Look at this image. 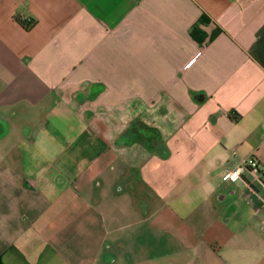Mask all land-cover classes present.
Masks as SVG:
<instances>
[{
  "label": "crops",
  "instance_id": "0c3cea01",
  "mask_svg": "<svg viewBox=\"0 0 264 264\" xmlns=\"http://www.w3.org/2000/svg\"><path fill=\"white\" fill-rule=\"evenodd\" d=\"M17 114L56 138L0 141L2 264H264V0H0Z\"/></svg>",
  "mask_w": 264,
  "mask_h": 264
},
{
  "label": "rangeland",
  "instance_id": "374dc122",
  "mask_svg": "<svg viewBox=\"0 0 264 264\" xmlns=\"http://www.w3.org/2000/svg\"><path fill=\"white\" fill-rule=\"evenodd\" d=\"M8 122L12 128V131L9 135L0 138V141H4L6 144L10 145H17L22 143H27L30 145H45V146H50L51 144V139L56 138V134L53 138L46 137L44 139V135L46 134L43 132V134L40 135H35V132H32L30 135H25L23 132V127L26 126V121L21 120L19 117V114L15 116H9L8 117ZM140 186V185H138ZM132 187L129 185L127 187H124V190L122 193H113L115 198V203H119L122 206V209H126L129 211V214L135 218L134 214H137V212L140 210V199L138 197V193L140 192L137 189V193L131 189ZM141 193V192H140Z\"/></svg>",
  "mask_w": 264,
  "mask_h": 264
},
{
  "label": "built area",
  "instance_id": "2783aa9c",
  "mask_svg": "<svg viewBox=\"0 0 264 264\" xmlns=\"http://www.w3.org/2000/svg\"><path fill=\"white\" fill-rule=\"evenodd\" d=\"M245 170H249L253 174H259V167L254 158H248L241 163L238 167H236L233 171H227L222 176L221 179L223 181L236 182L239 180L240 175Z\"/></svg>",
  "mask_w": 264,
  "mask_h": 264
},
{
  "label": "trees",
  "instance_id": "16d2710c",
  "mask_svg": "<svg viewBox=\"0 0 264 264\" xmlns=\"http://www.w3.org/2000/svg\"><path fill=\"white\" fill-rule=\"evenodd\" d=\"M208 22L209 19L205 15H202L201 18L199 19V25L200 24L206 25L208 24ZM219 32L220 31L218 29L213 31V33L210 35V39H213ZM190 35L198 43H202L205 38L203 31L198 26L193 27V29L190 32ZM0 264L2 263L0 262Z\"/></svg>",
  "mask_w": 264,
  "mask_h": 264
}]
</instances>
